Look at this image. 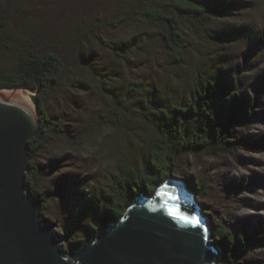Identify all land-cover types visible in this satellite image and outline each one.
Returning <instances> with one entry per match:
<instances>
[{"label": "rangeland", "instance_id": "1", "mask_svg": "<svg viewBox=\"0 0 264 264\" xmlns=\"http://www.w3.org/2000/svg\"><path fill=\"white\" fill-rule=\"evenodd\" d=\"M158 1L8 4L16 41L54 48L67 62L63 78L46 98L50 118L61 122L60 132L30 161L40 173L31 197L43 202L40 220L56 225L65 255L95 240V221L119 175L120 161L144 157L145 143L154 134L150 120L155 111L168 101H187L196 78L228 82L247 100L257 93L255 118L239 134L250 144L264 136V89H257L264 72V0H201L227 10V15L182 22L189 44L182 66L172 63L157 29L132 22L117 28L105 24ZM5 6L0 0V14ZM121 42L133 47L128 60L105 47ZM0 55L2 64L14 61L17 53L11 48ZM24 98L37 111L31 95L24 93ZM117 104L123 106L122 124L110 120ZM173 178L184 182L188 194L207 206V215L225 222L236 236L244 223L251 233L264 232V148L217 156L187 152L178 158ZM197 185L204 187L205 197L189 191ZM203 218L208 225L209 218ZM247 259L264 264V246L252 249Z\"/></svg>", "mask_w": 264, "mask_h": 264}, {"label": "trees", "instance_id": "2", "mask_svg": "<svg viewBox=\"0 0 264 264\" xmlns=\"http://www.w3.org/2000/svg\"><path fill=\"white\" fill-rule=\"evenodd\" d=\"M5 8L0 14V53L14 48L17 56L12 62L0 64V90L25 88L36 107L40 129L28 143L31 157L40 151L60 132L61 122L51 119L46 107V98L52 88L64 76L66 60L54 48L40 47L32 40H15L9 27L11 0H4ZM212 15L226 16L227 10L212 7L201 0H162L145 3L130 16L111 19L107 27L132 22L134 25L159 31L164 48L172 63L182 66L187 60L189 44L182 29V22H200ZM139 26V27H140ZM105 47L117 57L128 60L132 45L127 42L106 43ZM3 55H0L2 59ZM8 64V65H7ZM257 89H264V72L257 79ZM258 102L257 93L247 100L244 95L228 83H220L212 78H196L191 84L187 101H168L156 110L150 122L154 134L145 143V154L141 160H125L119 163V175L109 189L108 200L99 211L95 225L99 233L107 223L117 221L134 204L141 194L154 196L164 181L173 178L178 158L187 152H204L209 156L240 150L264 148V136L251 144L240 136V129H249ZM123 106L115 105V123H123ZM40 181L37 168L29 163L25 174V185L31 193ZM192 195L203 198L204 187L189 190ZM42 202V201H40ZM203 216L209 218L208 230L211 244L220 251L218 264H263L248 260L251 250L264 246L263 231L251 233L244 223L240 235L228 229L225 222L212 219L207 215L208 208L198 203ZM43 207V202H42ZM45 221V220H44Z\"/></svg>", "mask_w": 264, "mask_h": 264}, {"label": "water", "instance_id": "3", "mask_svg": "<svg viewBox=\"0 0 264 264\" xmlns=\"http://www.w3.org/2000/svg\"><path fill=\"white\" fill-rule=\"evenodd\" d=\"M25 88L0 90V264H218L220 251L184 182L141 193L117 221L79 251L59 247L55 224L40 220L42 202L25 185L28 143L41 121Z\"/></svg>", "mask_w": 264, "mask_h": 264}, {"label": "bare ground", "instance_id": "4", "mask_svg": "<svg viewBox=\"0 0 264 264\" xmlns=\"http://www.w3.org/2000/svg\"><path fill=\"white\" fill-rule=\"evenodd\" d=\"M27 101V100H26ZM28 102V101H27ZM174 179V181H176V182H181L180 180H177V179H175V178H173Z\"/></svg>", "mask_w": 264, "mask_h": 264}, {"label": "clouds", "instance_id": "5", "mask_svg": "<svg viewBox=\"0 0 264 264\" xmlns=\"http://www.w3.org/2000/svg\"><path fill=\"white\" fill-rule=\"evenodd\" d=\"M184 185H185V183H184ZM185 188H186V185H185ZM187 190V189H186ZM200 209H201V207H200ZM201 212H202V209H201Z\"/></svg>", "mask_w": 264, "mask_h": 264}]
</instances>
